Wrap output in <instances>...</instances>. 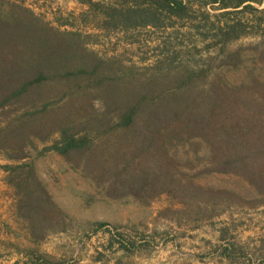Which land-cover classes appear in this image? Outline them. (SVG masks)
<instances>
[{
	"label": "rangeland",
	"instance_id": "1",
	"mask_svg": "<svg viewBox=\"0 0 264 264\" xmlns=\"http://www.w3.org/2000/svg\"><path fill=\"white\" fill-rule=\"evenodd\" d=\"M142 1L0 0L3 20H26L16 5L30 10L39 38L65 47L53 58L87 72L35 84L0 107V264H264V0H185L181 15ZM10 57L0 48V65ZM105 87L121 92L104 97ZM146 90L159 112L148 107L133 127L110 130L116 101ZM174 102L208 115L213 142L165 130L166 117L153 125ZM30 111V124L18 119ZM63 119L73 120L65 135ZM19 126L30 130L20 142L11 134ZM77 132L90 146L62 152ZM152 133L164 136L148 153L163 164L155 184L135 166L122 171L132 186H110L109 160L124 159L130 135Z\"/></svg>",
	"mask_w": 264,
	"mask_h": 264
},
{
	"label": "trees",
	"instance_id": "2",
	"mask_svg": "<svg viewBox=\"0 0 264 264\" xmlns=\"http://www.w3.org/2000/svg\"><path fill=\"white\" fill-rule=\"evenodd\" d=\"M220 1H222V6L227 8L230 6L237 7L238 4L243 0H236L235 2L232 3L227 2L225 0H220ZM250 1H255L260 3L262 0H250ZM142 2L143 3L148 2L149 4L152 3L156 4L158 7H161L164 11L167 10L170 13H176L178 15L184 14L186 12L185 0H143ZM15 7H17L19 10L25 13V15L27 16L25 21L21 19L19 14L17 17H15L13 20L10 21L3 20L4 18L0 15V48L6 47L9 49V53L11 56L10 59L12 61L11 65L10 64L9 65L5 64V66L0 65V85H3L4 83L9 82L10 80L12 81V83L8 84L9 91L7 90L6 93L0 95L1 96L0 107L3 106L8 99L18 98L22 96V94L27 92L29 87H32L35 84H42L44 82L54 80L55 78L61 75H66L67 77L72 75L78 76L79 72L80 74L87 73L81 67H77V69H74V71L72 72L73 68L69 67L68 63L66 64L63 63V60H65L64 56L61 59L57 57L53 58L52 52L54 51L57 52L55 55L57 56L58 53L59 54L63 53L62 50L64 51L65 47L62 48L57 45L58 48L55 49L54 45L51 46L50 44L42 41L38 35H40V33L43 31V27L38 25V23L40 22L38 16H36L30 10L22 6L16 5ZM128 12L131 14L135 13L137 15H140L142 13L143 15L146 16V12L143 11L141 12L140 9L138 10L130 9L128 10ZM232 27L234 28V26H231V28ZM228 32L229 31H227L226 35H228ZM93 74H96V76L99 78L98 84H106V81L103 79L104 77H102L99 72L93 70ZM114 88L115 87H105L102 91V96L106 97L109 96L110 94L117 95L118 93L121 92L119 88H115V89ZM151 91L152 90L150 91L146 90L145 92H141V94L136 92L133 95V97L129 99L125 100L121 98L120 100H117L116 101L118 104L117 108L118 110H120V112L117 115V117H115L116 119L113 120V124L110 127L111 128L110 130H115L117 128L128 129L133 127L134 123L136 122L135 119L138 116L137 115L138 111L140 112H142V110L147 111L148 107L149 110H152L153 112H159L158 105L152 103L153 101L149 102L150 100L149 93H151ZM102 103L104 104L105 102ZM49 107H51V103L49 101H45V103L42 104L39 111L45 112ZM187 108L188 107H186V105L179 106L174 102L173 105L169 106V109L165 107L163 108V110H165L166 112L168 111L167 113L169 114H167V116L165 114L163 117H158V115L160 114H156V118H154L153 125L157 124L159 120L166 117L164 122L168 120V123L164 126L165 130L168 131L171 130L172 132L180 133L183 135L187 134L190 137L201 136L208 139L209 143L213 142L214 131L212 130V127L208 122V115L202 113V115L199 117H193L192 115L196 114V112L193 111L191 108L186 110ZM171 109L179 110L178 115L181 114L184 110L185 112L182 117L174 116L170 114L169 110ZM95 114L96 113L90 114L88 118L91 119L95 117ZM185 115L187 116L184 117ZM24 116H28L29 118H31L30 121L24 122L25 124H30L34 120L33 116H35V114L34 112L31 111L24 112V114H22L18 119H23ZM72 121L73 120L70 119H63L60 122L62 128H64L63 129L64 134L62 135L67 134V132L70 130L69 126L72 125ZM235 121L240 122V119H237ZM95 124H97V121ZM96 129H98L97 126L94 127L91 126L87 129L88 131L86 132L91 133ZM211 130L213 135H211L210 132H207ZM28 132L30 133V130H25L23 126H19L17 128L11 129L12 136L14 138H17L19 142L24 137L25 138L28 137ZM165 132L163 134H165ZM77 134L79 133L78 132L75 134L72 133L69 139L67 140L64 139L60 147V150L62 152L68 153L71 150L80 149L84 145H89V142L91 143L89 137H86L84 140L75 139V136ZM143 134L130 135L137 140L130 141V143L126 145L127 147L126 146L123 147V153L121 154L122 155L121 157L124 159L120 160L116 158H111L109 160L111 166L104 169L105 174H107L106 176H109V178L111 179L113 178L111 180L110 186L111 185L115 186L118 191L120 189L126 188L127 186L133 185V183L131 182L132 179L129 178L126 179L125 177L122 178L123 170L125 171L131 170L132 173V170H134L135 166L139 167V169L141 168V166L144 167L147 166V168L145 169L146 171L145 170L141 171V178L151 182V184H155L156 179H154L151 172L155 170L161 171L163 169V164L161 163L160 159L159 158L154 159L152 157H149L148 153L149 152L151 153L154 144L156 147L157 146L161 147V142L159 139H161L162 141L164 136H160V138L158 139L155 136V133H152L149 137L148 136L145 137V135ZM178 136L179 135L176 134L174 137H178ZM9 138L10 136L8 137V139ZM5 141H6V137H5ZM127 142H129V140H127L126 143ZM218 143H220L221 146L218 147L216 151L221 157H224L225 159V154L227 151L226 149H224V145L226 147V143L221 138L220 141L217 142V144ZM220 151L221 153H219ZM123 162H126L125 166L123 165ZM141 162H143L142 165ZM150 166H153V168L151 169ZM160 173L161 175H164L165 171ZM140 188L143 187L140 186ZM150 190L151 189H148L146 193L150 192ZM110 192L113 193V190L111 188H110ZM40 264H62V263L42 260Z\"/></svg>",
	"mask_w": 264,
	"mask_h": 264
}]
</instances>
